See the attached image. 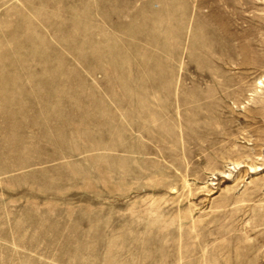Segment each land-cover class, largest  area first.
<instances>
[{"label":"rangeland","instance_id":"rangeland-1","mask_svg":"<svg viewBox=\"0 0 264 264\" xmlns=\"http://www.w3.org/2000/svg\"><path fill=\"white\" fill-rule=\"evenodd\" d=\"M0 264H264V0H0Z\"/></svg>","mask_w":264,"mask_h":264}]
</instances>
